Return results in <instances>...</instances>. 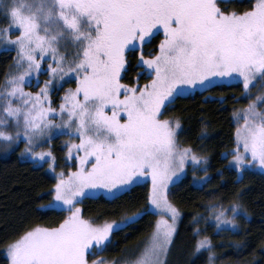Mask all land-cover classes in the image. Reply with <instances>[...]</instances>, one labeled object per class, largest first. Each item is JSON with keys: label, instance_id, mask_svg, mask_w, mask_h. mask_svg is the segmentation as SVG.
Listing matches in <instances>:
<instances>
[{"label": "snow or ice", "instance_id": "snow-or-ice-1", "mask_svg": "<svg viewBox=\"0 0 264 264\" xmlns=\"http://www.w3.org/2000/svg\"><path fill=\"white\" fill-rule=\"evenodd\" d=\"M225 0H0V11L9 21L0 29V40L17 50L15 74H6L0 90V140H25L26 154L52 160L51 151L35 147L51 139L53 129H69L78 143L67 145L75 171L57 174L46 210L67 212L55 226L26 228L7 245L9 264H118L91 259L112 243L111 235L135 223L153 209L168 214L156 222L150 245L143 254L124 264H164L181 216L168 197L169 185L182 174L186 162L198 156L190 146L177 142L179 118H163L170 106L190 89H206L220 78L242 83L245 95L258 78L264 81V0L247 10L232 11ZM18 32L13 39L11 33ZM158 49L145 55L146 45L159 35ZM139 52L137 75L123 83L132 65L129 55ZM46 64V67L44 65ZM48 79L38 92L25 90L41 72ZM150 77L140 84L139 78ZM75 79L62 97L59 109L51 106L55 82ZM264 96H256L243 110L244 124L235 133L231 163L243 173L264 169ZM47 104V106H45ZM60 117L57 123L50 117ZM14 128L8 131V128ZM83 153L80 155L79 153ZM150 177V207L119 222L97 223L85 218L81 198L92 190L106 189L113 199L130 186ZM88 190V191H86ZM242 196V193H236ZM215 227H239L236 216H247L233 202L225 209L211 206ZM194 219H196L194 217ZM199 233V229L196 230ZM208 236L195 250L215 253Z\"/></svg>", "mask_w": 264, "mask_h": 264}, {"label": "trees", "instance_id": "trees-1", "mask_svg": "<svg viewBox=\"0 0 264 264\" xmlns=\"http://www.w3.org/2000/svg\"><path fill=\"white\" fill-rule=\"evenodd\" d=\"M254 2L225 0L221 6L232 11H244ZM8 23L0 13V29ZM162 38L161 33L145 46L146 56L158 49ZM138 56L139 52L129 55L132 67L123 83H130L136 77ZM16 58L12 50L0 52V90L6 74L12 73ZM147 79L150 78L141 76L140 84L146 83ZM258 82L256 89L247 96L241 84L214 85L183 95L164 113L163 118L180 120L178 144L190 146L198 156L207 159L206 164L202 160L199 164L188 165L186 174L171 188V202L178 207L181 216L164 264H209V252L195 250L197 240L203 236H208L213 245L215 256L212 264H264V174L247 170L238 180L239 173L229 155L236 147L235 133L243 110L254 97L264 96V81ZM55 98L53 96L52 101ZM259 108L264 109V102H259ZM54 185L53 177L45 172L44 167L22 160L17 148L0 151V264H9L7 245L26 228L55 226L67 215V212L41 207L52 200ZM150 190L148 183H139L116 199L105 195L85 197L78 206L85 218L97 223L119 222L123 217L150 207ZM236 193H242V196L237 197ZM233 202L240 203L247 216H236L237 229L223 225L218 230L211 206H222L227 210L226 215L232 216L230 208ZM158 220L159 216L153 210L142 214L135 223L113 232L109 247L91 259L124 264L139 258L150 243Z\"/></svg>", "mask_w": 264, "mask_h": 264}, {"label": "rangeland", "instance_id": "rangeland-1", "mask_svg": "<svg viewBox=\"0 0 264 264\" xmlns=\"http://www.w3.org/2000/svg\"><path fill=\"white\" fill-rule=\"evenodd\" d=\"M4 2L7 3V0H4ZM0 13L2 14L3 17H5V15L3 14L2 11H0ZM8 26H9V23H8V25L5 28H7ZM16 35H18V32H16V31H13L11 33V36H12L13 39L15 38ZM4 50H12V51L15 52V55L17 56V50H16V47L14 45H10L6 41L0 40V52H2ZM44 67H46V64L44 65ZM17 71H19V69H17L16 64H14L13 65L12 74H15ZM47 79H48L47 73L42 71L40 73V75H39L38 80L34 76V78L31 80V84L30 85H28V84L25 85V87H28V88H31L32 87L33 89H27L26 90V88H25V90L26 91H31L33 93L38 92L39 91V88L43 86V82L45 80H47ZM259 80L260 79L258 78L256 81L253 82V86L250 87L249 92L252 91L253 89L254 90L256 89V83L258 85L260 83V82H258ZM223 84H241L242 85V83H239L236 80H229L227 78L217 79L215 81V84L214 85H223ZM69 88H73V89L75 88V79L74 78H67L66 77L64 82H60V81H56L55 82V88H54V90L50 91L51 106L53 107V105H55V107H53V108H56L57 110L59 109V105L63 102L62 101V97L65 95V93L68 91ZM201 90H204V89H201L199 87H197L195 89H190L184 95H188V94L194 93L196 91H201ZM53 96H55L56 98L52 101V97ZM57 97H59V98H57ZM255 98L256 97H254V100H255ZM45 106H47V104ZM258 107H259V102H258ZM50 118L51 119H54L57 123L60 122V117L58 115L57 116H54V117H50ZM240 118H241V120L238 123V128H242L243 127V124H244L243 113H242V115H241ZM6 130L13 131V132L15 131L14 128H11V127L8 128V129H6ZM69 142H71V143H78L79 142L78 137L76 135H70L69 134V129H67V128L53 129L52 130V137H51V139H46V140L42 141L34 149L37 152H40V151H43V152L51 151L52 152L53 156L55 157V163L53 165V167L55 168V171H53L49 167V165L53 163L50 158L45 157L44 160H41L39 158H33L31 155L26 154L24 152V149H25V140H24V137L23 136H21V138H20V140L18 142L8 143V142H5L3 140H0V151H3V150L5 151L7 149L8 150H12V149H16L17 148V150L20 153V158L22 160H26L27 162L32 163L34 166H43L45 172L48 173L50 176H52L53 179H54V181H55V183H56V177H57V174L58 173L64 172L65 175L67 176V174L69 172L75 171L76 168L79 165L78 160L75 159V156H76L75 149H73V156H72V158H69V155H68V147H67V145L69 144ZM177 142H178V139H177ZM79 154L82 155L83 153L81 152ZM192 163L193 162L189 159L186 162V164H185L184 172L182 174H179L178 173L177 174V178H174V179H176V182L169 185L168 197H169V200L170 201H171V196H170L171 188L175 184H177V183L180 182V180L186 174V168H187V166L190 165V164H192ZM249 170H252L254 172H258V173L264 174V169L259 168V166L255 167V168H251ZM139 183L140 184L148 183L150 185V187H151V179H150V177L143 178ZM139 183H137V184H139ZM131 186H133V185H131ZM86 191H88V190H86ZM92 191L95 193V195H93L92 197H96V196H99V195H105L106 197H111V196L108 195V190H106V189H97V190H92ZM86 197H88V196H86ZM83 198H85V197H83ZM83 198H81V200ZM52 199H53V196H52ZM153 211L156 214H158L159 219L161 218V215H164V218L165 219L170 218L168 214H164L160 210L153 209ZM178 224H179V220L177 222V227H178ZM150 242H151V239H150ZM149 245H150V243L147 244L146 248ZM6 257H7V249H6ZM166 258H167V255H166V257H162V260L164 261V263L166 261Z\"/></svg>", "mask_w": 264, "mask_h": 264}]
</instances>
